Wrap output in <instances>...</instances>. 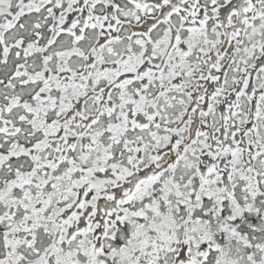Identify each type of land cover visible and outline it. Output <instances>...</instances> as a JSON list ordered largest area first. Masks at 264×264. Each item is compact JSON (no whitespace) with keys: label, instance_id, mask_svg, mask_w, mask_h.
I'll list each match as a JSON object with an SVG mask.
<instances>
[{"label":"snow or ice","instance_id":"obj_1","mask_svg":"<svg viewBox=\"0 0 264 264\" xmlns=\"http://www.w3.org/2000/svg\"><path fill=\"white\" fill-rule=\"evenodd\" d=\"M0 264H264V0H0Z\"/></svg>","mask_w":264,"mask_h":264}]
</instances>
